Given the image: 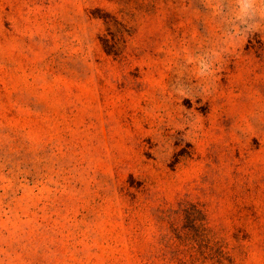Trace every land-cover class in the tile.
<instances>
[{
	"label": "rangeland",
	"instance_id": "374dc122",
	"mask_svg": "<svg viewBox=\"0 0 264 264\" xmlns=\"http://www.w3.org/2000/svg\"><path fill=\"white\" fill-rule=\"evenodd\" d=\"M0 264H264V0H0Z\"/></svg>",
	"mask_w": 264,
	"mask_h": 264
}]
</instances>
